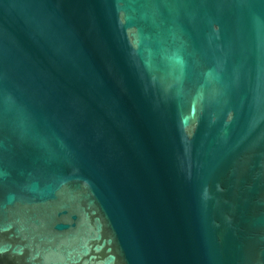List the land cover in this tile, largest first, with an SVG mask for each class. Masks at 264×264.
Listing matches in <instances>:
<instances>
[{"label": "water", "instance_id": "1", "mask_svg": "<svg viewBox=\"0 0 264 264\" xmlns=\"http://www.w3.org/2000/svg\"><path fill=\"white\" fill-rule=\"evenodd\" d=\"M0 264H264V0H0Z\"/></svg>", "mask_w": 264, "mask_h": 264}]
</instances>
